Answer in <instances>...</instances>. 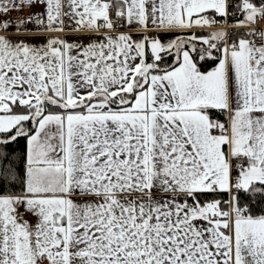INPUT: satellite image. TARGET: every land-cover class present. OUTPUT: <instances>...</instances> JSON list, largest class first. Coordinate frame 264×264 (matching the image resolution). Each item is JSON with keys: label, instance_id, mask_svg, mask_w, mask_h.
<instances>
[{"label": "snow or ice", "instance_id": "snow-or-ice-1", "mask_svg": "<svg viewBox=\"0 0 264 264\" xmlns=\"http://www.w3.org/2000/svg\"><path fill=\"white\" fill-rule=\"evenodd\" d=\"M0 264H264V0H0Z\"/></svg>", "mask_w": 264, "mask_h": 264}, {"label": "trees", "instance_id": "trees-1", "mask_svg": "<svg viewBox=\"0 0 264 264\" xmlns=\"http://www.w3.org/2000/svg\"><path fill=\"white\" fill-rule=\"evenodd\" d=\"M199 31H203V32H209V31H206V30H199ZM211 31H214V30H211ZM170 59V58H169ZM205 67L207 68L208 67V65H205ZM22 146H23V143H21V148H22Z\"/></svg>", "mask_w": 264, "mask_h": 264}, {"label": "crops", "instance_id": "crops-1", "mask_svg": "<svg viewBox=\"0 0 264 264\" xmlns=\"http://www.w3.org/2000/svg\"><path fill=\"white\" fill-rule=\"evenodd\" d=\"M202 30H203V29H202ZM73 35H74V34H71V33L68 34L69 38H71Z\"/></svg>", "mask_w": 264, "mask_h": 264}, {"label": "built area", "instance_id": "built-area-1", "mask_svg": "<svg viewBox=\"0 0 264 264\" xmlns=\"http://www.w3.org/2000/svg\"><path fill=\"white\" fill-rule=\"evenodd\" d=\"M203 30H206V31H211V30H216V29H203Z\"/></svg>", "mask_w": 264, "mask_h": 264}]
</instances>
